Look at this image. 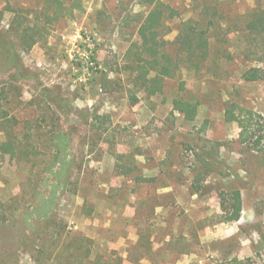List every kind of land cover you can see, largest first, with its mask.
<instances>
[{"label":"rangeland","instance_id":"374dc122","mask_svg":"<svg viewBox=\"0 0 264 264\" xmlns=\"http://www.w3.org/2000/svg\"><path fill=\"white\" fill-rule=\"evenodd\" d=\"M157 1L177 12L160 39L178 69L150 96L139 28L155 4L0 0V109L17 119L0 124L17 146L0 151V264H264V140L243 143L225 116L235 101L264 117V78H244L264 70L248 28L264 0ZM189 20L209 39L200 70L176 42ZM26 25L44 27L29 50ZM180 96L200 101L194 121ZM236 189L241 218L222 221Z\"/></svg>","mask_w":264,"mask_h":264},{"label":"trees","instance_id":"16d2710c","mask_svg":"<svg viewBox=\"0 0 264 264\" xmlns=\"http://www.w3.org/2000/svg\"><path fill=\"white\" fill-rule=\"evenodd\" d=\"M155 4L154 9L149 13L147 18L139 28V34L142 38L143 51L149 59H141L139 63L138 80L142 83L148 94L154 95L163 90V80L165 77L173 76L178 69L174 56L166 52L165 41L160 39V30L163 26V16L165 9H169L157 0H148ZM170 15L174 16L177 12L169 9ZM176 12V13H175ZM183 30L178 37V48L183 55V61L189 67L200 70L202 64L208 58L209 39L207 30L198 28L192 24V21L184 22ZM20 27V24L18 25ZM250 31L256 34L264 32V18L258 17L248 24ZM44 34V27L40 25H26L21 30V46L23 50L31 49L38 42L37 36ZM11 60L16 68H21L13 73L14 77L22 76L24 65L18 56H11ZM264 60V59H263ZM154 72V75H152ZM22 73V74H21ZM21 74V75H20ZM244 78L248 81H255L264 78V70L261 68H251L244 73ZM184 81L181 83V90H184ZM200 101L196 98H187L185 96L173 99L174 110L183 114L188 121H194L199 113ZM227 121L237 122L240 128V138L243 143H247L255 150H260L264 140V117L256 111L242 106L238 102H231L225 111ZM0 124L11 125L17 122V119L10 117L7 110L0 109ZM12 132V131H11ZM7 133L5 141H0V151L4 154L15 156L17 146L13 141V134ZM144 180H153L151 178ZM243 210L241 191L236 189L228 193V201L224 205L222 221H238L241 218ZM93 264H112L110 262H94Z\"/></svg>","mask_w":264,"mask_h":264}]
</instances>
